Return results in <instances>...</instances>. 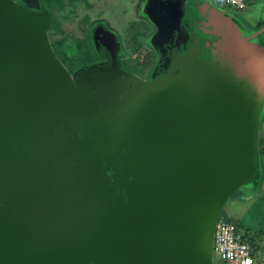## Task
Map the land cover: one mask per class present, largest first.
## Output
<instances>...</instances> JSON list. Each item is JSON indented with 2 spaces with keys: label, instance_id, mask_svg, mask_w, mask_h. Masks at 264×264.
<instances>
[{
  "label": "water",
  "instance_id": "1",
  "mask_svg": "<svg viewBox=\"0 0 264 264\" xmlns=\"http://www.w3.org/2000/svg\"><path fill=\"white\" fill-rule=\"evenodd\" d=\"M145 79L56 54L48 8L0 0V264H214L260 178L263 29L212 0H147Z\"/></svg>",
  "mask_w": 264,
  "mask_h": 264
},
{
  "label": "rangeland",
  "instance_id": "2",
  "mask_svg": "<svg viewBox=\"0 0 264 264\" xmlns=\"http://www.w3.org/2000/svg\"><path fill=\"white\" fill-rule=\"evenodd\" d=\"M44 1L46 4L49 3V0ZM142 1L71 0L66 8L57 9L54 26L49 32L50 40L51 42L64 40L66 41L65 46L72 49L74 48V41L69 40V36L73 37V35H77L78 38H82L81 36L85 35V32L82 30L83 27L87 28L85 20L87 15L92 19L96 17L106 18L110 21L109 24L113 28H117L125 38V43L130 51L129 58L132 62H150L154 54L151 47L146 45L144 40L147 38L148 33H150L151 26L141 11ZM213 1L221 7L237 12L239 15L241 14L248 26L253 29H258L264 25V13L261 14V10L264 9V0H260L263 5L250 15L246 14L247 11L245 9L236 11L220 0ZM73 52L79 56L81 55L76 48L73 49ZM59 55L61 56V54ZM68 65L71 67L70 65L72 64H67V68ZM131 69L136 73L145 75L147 65L135 64L132 65ZM260 149L262 150V163L264 166V116L261 120L259 133ZM246 190L235 192L226 202L221 215L227 216L238 223L241 231L250 241L259 258L256 264H264V171L260 184L253 189ZM214 264H223L217 255L214 257Z\"/></svg>",
  "mask_w": 264,
  "mask_h": 264
},
{
  "label": "flooded vegetation",
  "instance_id": "3",
  "mask_svg": "<svg viewBox=\"0 0 264 264\" xmlns=\"http://www.w3.org/2000/svg\"><path fill=\"white\" fill-rule=\"evenodd\" d=\"M18 1H29L35 2L38 5H44L49 9L52 16V24L49 32L52 30L54 26V22L56 20V16L52 14V8L55 9V13L57 9L66 8L68 4H70L71 0H49V3L46 4L44 0H18ZM147 0L142 1L141 11L143 12V5ZM144 14V13H143ZM145 15V14H144ZM146 16V15H145ZM87 15L85 20L87 24V28L83 27V32H85L82 38H78L77 35H73V37L69 36V40L74 41V48H76L81 55L75 54L73 49L67 48L65 46L66 41L59 40L51 42L52 46L56 52V54L60 57L64 64H72L68 69L74 73L76 70L80 68L92 64V65H103L107 68H119L125 72L135 74L139 77L148 79L150 78L155 66L159 60V55L157 51L151 44V37L157 30V26L146 16L148 19L149 25L151 26V31L148 33L147 38L144 40L146 45L150 46L154 57L150 62H137L133 63L129 58V47L125 43V38L121 35L117 28H113L109 23L110 21L106 18L96 17L92 19ZM82 29V28H81ZM141 40V39H139ZM72 41V42H73ZM141 42V41H140ZM61 54V56L59 54ZM146 64L147 70L145 75H141L139 73L134 72L131 69L132 65L135 64ZM247 191V190H242Z\"/></svg>",
  "mask_w": 264,
  "mask_h": 264
},
{
  "label": "built area",
  "instance_id": "4",
  "mask_svg": "<svg viewBox=\"0 0 264 264\" xmlns=\"http://www.w3.org/2000/svg\"><path fill=\"white\" fill-rule=\"evenodd\" d=\"M236 11L247 7V0H220ZM214 255L223 264H256L259 258L237 222L221 215L214 235Z\"/></svg>",
  "mask_w": 264,
  "mask_h": 264
},
{
  "label": "trees",
  "instance_id": "5",
  "mask_svg": "<svg viewBox=\"0 0 264 264\" xmlns=\"http://www.w3.org/2000/svg\"><path fill=\"white\" fill-rule=\"evenodd\" d=\"M225 9H227V8H225ZM227 10L238 20V22L241 25H243L244 27L249 28L251 30H257V29H253L250 26H248V24L246 23V20L244 18H242L241 14L239 15L237 12H233V11H231L229 9H227ZM52 14H53V17H54V14H55V9L54 8H52ZM262 36H263V39H264V33H262ZM263 116H264V113H263ZM259 158H260L261 171H260V178H259L256 186H258L260 184V181L262 180V177H263V171H264V166H263V163H262V150L261 149L259 150Z\"/></svg>",
  "mask_w": 264,
  "mask_h": 264
},
{
  "label": "crops",
  "instance_id": "6",
  "mask_svg": "<svg viewBox=\"0 0 264 264\" xmlns=\"http://www.w3.org/2000/svg\"><path fill=\"white\" fill-rule=\"evenodd\" d=\"M262 5L263 4L260 0H247V7L245 8V11H247L246 14L250 15L251 13L257 11L258 8ZM263 10H261V14L264 13V12H262ZM258 29H263V33H264V25L260 26Z\"/></svg>",
  "mask_w": 264,
  "mask_h": 264
}]
</instances>
